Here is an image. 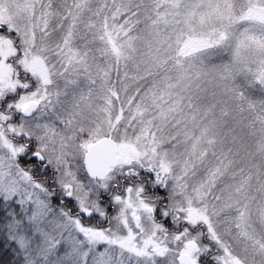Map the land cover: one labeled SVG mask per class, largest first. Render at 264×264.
I'll return each mask as SVG.
<instances>
[{
	"label": "snow or ice",
	"instance_id": "6c2138e0",
	"mask_svg": "<svg viewBox=\"0 0 264 264\" xmlns=\"http://www.w3.org/2000/svg\"><path fill=\"white\" fill-rule=\"evenodd\" d=\"M0 264H264V0H0Z\"/></svg>",
	"mask_w": 264,
	"mask_h": 264
}]
</instances>
